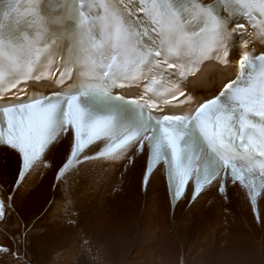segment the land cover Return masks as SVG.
I'll return each mask as SVG.
<instances>
[{
	"label": "snow or ice",
	"instance_id": "1",
	"mask_svg": "<svg viewBox=\"0 0 264 264\" xmlns=\"http://www.w3.org/2000/svg\"><path fill=\"white\" fill-rule=\"evenodd\" d=\"M64 140L57 180L138 154L144 185L162 168L173 204L230 179L255 210L264 0H0V146L18 160L0 218Z\"/></svg>",
	"mask_w": 264,
	"mask_h": 264
},
{
	"label": "bare ground",
	"instance_id": "2",
	"mask_svg": "<svg viewBox=\"0 0 264 264\" xmlns=\"http://www.w3.org/2000/svg\"><path fill=\"white\" fill-rule=\"evenodd\" d=\"M68 152L67 140L55 144L52 166L26 175L0 224V264H264V223L242 187L230 186L226 201L212 183L171 213L162 169L143 188L144 157L126 174L89 162L57 180ZM17 173L16 154L0 146L5 196Z\"/></svg>",
	"mask_w": 264,
	"mask_h": 264
}]
</instances>
